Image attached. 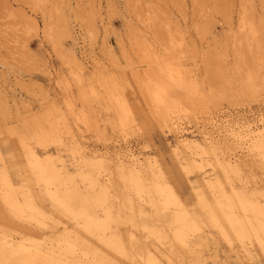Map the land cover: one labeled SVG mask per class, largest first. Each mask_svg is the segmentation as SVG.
<instances>
[{
  "label": "rangeland",
  "instance_id": "374dc122",
  "mask_svg": "<svg viewBox=\"0 0 264 264\" xmlns=\"http://www.w3.org/2000/svg\"><path fill=\"white\" fill-rule=\"evenodd\" d=\"M262 129L264 0H0V264H264L258 215L236 194L264 208V150H251ZM189 142L235 144L222 156L236 175ZM96 158L158 159L201 229L177 235L173 207L140 213L123 184L130 197L97 198L78 165ZM213 199H227L243 242L214 207L226 234L213 223Z\"/></svg>",
  "mask_w": 264,
  "mask_h": 264
},
{
  "label": "bare ground",
  "instance_id": "6f19581e",
  "mask_svg": "<svg viewBox=\"0 0 264 264\" xmlns=\"http://www.w3.org/2000/svg\"><path fill=\"white\" fill-rule=\"evenodd\" d=\"M119 94H118V96L121 97V95H119ZM117 97L115 98L116 99L115 102L118 105V107L120 108V111L122 109V112L124 111L125 114L131 116L132 113L130 112V108H129L128 104L126 103V101L123 100V99L120 100ZM130 118H132V117H130ZM121 120H122V118H121ZM127 120L129 121L130 119H127ZM261 131H262V133H259V134H257L255 136L257 138H256V140H254V144H252V148L253 149H251L253 152L259 151V150H264V129H262ZM233 137H235L234 139H236L235 135ZM189 143H191V144L187 143L188 144L187 148H189L192 151L190 155L191 156H195L194 158L201 157L200 155H202V154H207V151L209 150V149L206 150L204 147H200L199 144H194L193 142H189ZM222 144H225V143H222ZM222 144L220 145V144H213L212 143L211 149L209 151L212 153L213 157L215 158L214 160H216L217 165H219L224 170H226L228 172H231L232 176L231 177L230 176L227 177L228 180H231L232 177L236 175V171L237 170H235L236 166L233 165L232 162H230L227 159L223 158V156H222V154H223ZM223 147H224L223 150L226 149L227 152L233 151L234 149L237 148L235 146V144H233V143H232V145L228 144V145H224ZM101 159H97V158L96 159H88V160H84V161H81V162L78 163L79 169H80L79 174L82 175L87 181L89 180L88 182H90V187L92 188V191L94 190V188L97 189L95 191V193H94V194L97 193V195H96L97 198H100L99 197L100 195L105 196L107 193L110 194L112 190L114 191L113 193L117 192L118 190H121L119 192H122L128 198V194L129 193L127 191H130L136 197L138 196V199H139V197L142 199V203L143 204L137 203V205H136V208H139V207H140L139 209L142 208L141 211H138L140 213H142V211H146V209H144L146 204H150L153 207H155V206H161V207H167V208L170 207V206L173 207L174 210L172 212V217H171L172 218V221H171L172 223L170 225H173V224L181 225V227H180L181 230L177 231V233H176L177 235L180 234L183 231V229H185V228H190V230L192 232H197V231H199L201 229V224L197 220H195L193 217H191L192 214H190L188 212V210H186L185 204L180 199V197H179L177 191L175 190V188L169 182V180H168V178H167V176H166V174H165V172H164V170L162 168V165H161V163H160V161L158 159H156V158H154V159L146 158V159H144L142 161L136 159V160H128L127 162H125V160H124V163H122V164L120 163V165L113 164V162L112 163L108 162V161L106 162L105 158H104V160H101ZM202 162L197 163L195 161L194 163H197L198 165H200V164L202 165ZM194 163H193V165H191L192 167H194L196 169H201L202 168V167L195 166ZM89 167L92 168L91 170L97 171V173L99 175H101L102 177H100L99 179H96V180H93L91 178L89 179L88 177H86V176H88L86 174V172H87V169H90ZM187 169H186V167L183 168V170L188 173ZM59 170H61V169H58V168H56L53 165H51V166L47 165L46 166V171H50L51 173H53L54 174L53 176L55 177V179L62 186H67V185L72 186L73 185L72 179H70L69 182H67L68 180L64 181L63 179H61L60 178L61 174L59 173ZM61 177H62V175H61ZM63 178H65V177H63ZM90 180H92V181H90ZM122 181L125 184L122 183ZM5 182H6L5 186H7V188L9 189L11 187V185L9 184V182H7V181H5ZM210 182H212V181H210ZM210 182L206 184V186H208L210 189L214 190V189L219 188L218 187L219 184L216 185V183H210ZM121 184H123V186H125V189H127L126 192H125L124 189L121 188V186H122ZM75 191H76L75 192L76 194H74L75 197L77 199H79L81 202H86L85 195H83L81 192H77V190H75ZM0 193H3V195L6 196V197L8 196L7 194H5L2 191L1 187H0ZM6 193H7V191H6ZM116 194L118 195V193H116ZM123 194H122V196H123ZM130 194H129V197H130ZM236 194L238 195L237 196L238 197L237 198L238 204H239L241 210L245 213L246 216H248L249 214H252V213H256L258 215L257 219H255V220H249V218L248 217L247 218H248L249 223H250V225L252 227V230H253V232L255 234L256 240L259 243L262 252H264V219L260 218V217H264V208L258 207L257 203H254L250 199L245 198V196L240 198V194H238V193H236ZM118 197H120V195ZM133 197L134 196H132V201H133ZM11 198H10V200H11ZM120 200H124V198L122 199V197H121ZM226 200L227 199H225V201ZM225 201H223L221 203L220 201H217L216 199H213V202H211L213 206H211V203L207 202L208 205H209V208H211L210 211H211V214H212L211 215L212 216V221L219 228V230L222 233V235L226 234L225 230H226V228L229 227L230 230L232 231V233L240 240V242H243V240L246 238V236H245V233H244V231L242 229V225H241V223L239 222V220L237 218L232 216L231 213L228 214V213L225 212L224 208H227V206H228ZM126 202L124 200L121 203L122 204L121 207L123 205H125ZM128 204H131V201H129ZM119 206H120V204H119ZM126 206H129V205H126ZM213 207L215 209L221 211V214L218 213V215L220 214L221 215V216L219 215L220 218H222L223 221H225L227 223V225H228V227L226 226L225 230L221 227L224 224H222V225L220 224L222 219H220L221 221L219 220V218H218L219 216H217L215 214L216 212H214ZM126 208H125V210L128 209V208L127 209ZM107 220H109V221L111 220V216L110 215H107ZM227 231H229V230L227 229ZM232 233H230V234L232 235ZM230 234L228 232V235H230ZM177 235H174L173 238L179 240L182 244L183 243L185 244V242L182 240L184 235H182V237H181V235L180 236H177ZM204 236H205V234H204ZM229 237H227V238H229ZM199 239L203 240L204 237H201V235H200ZM226 241H228V239ZM227 243L229 244V242H227ZM185 245H187V244H185ZM231 246H233V245H231ZM153 258H155V257L153 256ZM147 264H153V263H151L150 261H147Z\"/></svg>",
  "mask_w": 264,
  "mask_h": 264
}]
</instances>
